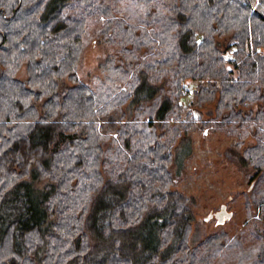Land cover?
I'll list each match as a JSON object with an SVG mask.
<instances>
[{
	"label": "trees",
	"instance_id": "1",
	"mask_svg": "<svg viewBox=\"0 0 264 264\" xmlns=\"http://www.w3.org/2000/svg\"><path fill=\"white\" fill-rule=\"evenodd\" d=\"M212 123L264 173V0H0V264H264L260 232L188 244L171 148Z\"/></svg>",
	"mask_w": 264,
	"mask_h": 264
},
{
	"label": "rangeland",
	"instance_id": "2",
	"mask_svg": "<svg viewBox=\"0 0 264 264\" xmlns=\"http://www.w3.org/2000/svg\"><path fill=\"white\" fill-rule=\"evenodd\" d=\"M107 53V45L98 38L86 44L75 69L78 79L90 84L91 78L99 74V64ZM24 71L22 66L18 75L23 77ZM187 82L190 88L192 81ZM190 99L191 92L188 91L182 102L187 103ZM214 103L213 100L202 106H193L191 116L196 122H199V116L202 120L209 119L213 115ZM236 140V135L212 123L190 131L185 138H178L172 145L169 167L175 178L173 188L194 201V219L187 235L190 246L216 233H223L226 241L242 237L247 240L256 232L264 236V205L258 206L253 202V192L264 189V173L253 178L255 169L252 165H241L235 155L226 152ZM255 142L253 135L246 136L237 148L239 154H242L244 146ZM233 151L230 150V153ZM222 204L226 205L231 216L218 223L215 212Z\"/></svg>",
	"mask_w": 264,
	"mask_h": 264
},
{
	"label": "water",
	"instance_id": "3",
	"mask_svg": "<svg viewBox=\"0 0 264 264\" xmlns=\"http://www.w3.org/2000/svg\"><path fill=\"white\" fill-rule=\"evenodd\" d=\"M211 216V215H209ZM231 216V212L226 210V205L222 204L218 211L215 212V217L218 223H223L226 218Z\"/></svg>",
	"mask_w": 264,
	"mask_h": 264
}]
</instances>
